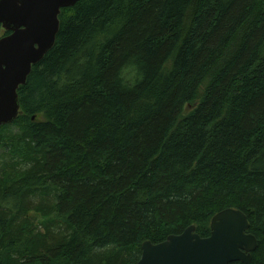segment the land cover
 I'll return each instance as SVG.
<instances>
[{"label":"trees","instance_id":"16d2710c","mask_svg":"<svg viewBox=\"0 0 264 264\" xmlns=\"http://www.w3.org/2000/svg\"><path fill=\"white\" fill-rule=\"evenodd\" d=\"M60 23L0 128V264H137L227 209L264 264V0H84Z\"/></svg>","mask_w":264,"mask_h":264},{"label":"water","instance_id":"95a60500","mask_svg":"<svg viewBox=\"0 0 264 264\" xmlns=\"http://www.w3.org/2000/svg\"><path fill=\"white\" fill-rule=\"evenodd\" d=\"M81 1L0 0V28L10 33L0 39V128L22 115L20 88L55 47L62 11ZM250 228L242 211L227 209L213 218L208 238L191 226L163 243L144 242L137 264H250L258 249Z\"/></svg>","mask_w":264,"mask_h":264},{"label":"flooded vegetation","instance_id":"af4514ba","mask_svg":"<svg viewBox=\"0 0 264 264\" xmlns=\"http://www.w3.org/2000/svg\"><path fill=\"white\" fill-rule=\"evenodd\" d=\"M2 33H3V34H2ZM9 35H10L9 32H7V31L2 32V28H0V39L5 38V37H7V36H9Z\"/></svg>","mask_w":264,"mask_h":264},{"label":"rangeland","instance_id":"374dc122","mask_svg":"<svg viewBox=\"0 0 264 264\" xmlns=\"http://www.w3.org/2000/svg\"><path fill=\"white\" fill-rule=\"evenodd\" d=\"M2 32H5V30H3V29H2ZM2 34H3V33H2ZM2 153H3V152H2V151H0V154H2Z\"/></svg>","mask_w":264,"mask_h":264}]
</instances>
